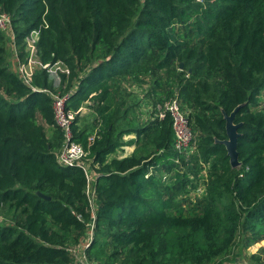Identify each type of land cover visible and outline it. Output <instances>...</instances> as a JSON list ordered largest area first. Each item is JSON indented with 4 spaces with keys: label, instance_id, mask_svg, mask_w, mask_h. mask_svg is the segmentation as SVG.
I'll return each instance as SVG.
<instances>
[{
    "label": "trees",
    "instance_id": "obj_1",
    "mask_svg": "<svg viewBox=\"0 0 264 264\" xmlns=\"http://www.w3.org/2000/svg\"><path fill=\"white\" fill-rule=\"evenodd\" d=\"M0 9L20 60L38 33L41 63L25 83L0 29V264H76V249L99 264H261L247 249L264 238V0H0ZM57 61L69 68L56 87L67 107L92 111L89 122L75 113L72 139L94 172L93 211L83 170L57 161L63 133L43 91L55 90L46 65ZM174 96L194 133L183 151L170 115H156ZM233 111L236 167L221 142ZM128 133L134 150L110 156Z\"/></svg>",
    "mask_w": 264,
    "mask_h": 264
},
{
    "label": "built area",
    "instance_id": "obj_2",
    "mask_svg": "<svg viewBox=\"0 0 264 264\" xmlns=\"http://www.w3.org/2000/svg\"><path fill=\"white\" fill-rule=\"evenodd\" d=\"M0 29L4 31L6 36L9 38L11 44L16 70L20 78L27 84L31 83L32 75L37 66L41 63L38 60L37 55V32H31L27 40L28 42V54L25 59L22 61L19 58L17 46L15 43V33L11 23V17L8 13L3 12L0 9ZM26 37V38H27ZM57 63L63 65V69H52L53 66ZM47 72L49 75V80L53 82L55 90L51 91L49 89H43V91L49 92L52 97V107H53V118L54 124L62 131L63 133V143L61 148L57 153L58 163L66 166H79L87 179V184L85 187V193L89 200V204L94 210V190L92 189V180L94 179V172L90 166V159L86 156V151L79 143L75 142L72 137V123L75 116V113L82 112L83 108L86 106H81L78 110L73 111L67 107L68 93H63L60 91L59 86L60 81V72H68L69 68L62 62H55L51 65L47 64ZM91 103V102H87ZM156 115L159 118L165 117L168 113L171 117V126L174 132V146L178 151L186 150L194 138V133L191 129L189 123V117L187 110L181 108L180 101L177 96L171 97L161 104L156 106ZM92 139V137H91ZM87 243L85 244V246ZM75 253L76 264H99L98 262L89 261L84 253V251L79 252L78 249L73 250Z\"/></svg>",
    "mask_w": 264,
    "mask_h": 264
},
{
    "label": "rangeland",
    "instance_id": "obj_3",
    "mask_svg": "<svg viewBox=\"0 0 264 264\" xmlns=\"http://www.w3.org/2000/svg\"><path fill=\"white\" fill-rule=\"evenodd\" d=\"M29 39H30L29 37H27V38L25 39V41H26V47H25V51H26V53H25V55L28 54V52H29V50H28V42H27V40H29ZM5 46H6L7 50H8V52H9L8 54L10 55V60H9L10 68H11L12 70L17 71V70H16V64H15L16 61H15V59H14L13 50H12L11 44H10V42H9V38H8V36H5ZM52 69H56V70H58V69H63V65L60 64V63H57V64H55V65L53 66ZM149 86H150V83H149V82H147L146 84H144V87H143V85H140V86H139V85H137V84L127 85V87H128V91H129V92H131V91H135V88L143 89L144 91H147V89H148ZM141 93H142V92H141ZM131 97H132V96H131ZM131 97L128 96V98H131ZM135 97L137 98V96H135ZM145 97H147V96H145ZM137 99H138V98H137ZM165 100H167V99H165ZM140 109H141V108H140ZM141 111H142V109H141ZM142 112H143V111H142ZM90 113H92L90 107L85 106V107L83 108V111H82L81 116H80L79 119L85 120L86 117H87L86 119H88V116H89ZM144 113H145V112H144ZM144 113H141L142 118L144 117V115H147L146 113H145V114H144ZM144 118H146V116H145ZM39 121H40V123H42V124L45 126L46 129H48L47 126L43 123V121H42L41 119H39ZM87 122H89V120H87ZM87 126L89 127V129H91V131L89 132L90 135H93V134L95 133L96 129H92V127H91L89 124H87ZM47 132H50V130H47ZM125 138L127 139V137H124V136H123V140H124ZM119 154H120V153H119ZM91 185H92V183H91ZM5 221H6L5 216H2V215L0 214V222H5ZM262 247H264V238H263L262 240H260L259 242H257V243H255V244H252L251 246H249L248 249H247V252H248V254L251 252V254L254 253L256 256L261 257V264H264V253H263L262 250H261Z\"/></svg>",
    "mask_w": 264,
    "mask_h": 264
},
{
    "label": "water",
    "instance_id": "obj_4",
    "mask_svg": "<svg viewBox=\"0 0 264 264\" xmlns=\"http://www.w3.org/2000/svg\"><path fill=\"white\" fill-rule=\"evenodd\" d=\"M180 67H182V63H180ZM234 117V111L230 113L229 115L224 114L225 118V131H226V138L221 140V142L224 144L227 154L229 156V162L232 167H236L239 165L238 160V152L236 149L237 144V124L233 122ZM37 194L41 197L49 199L48 196L43 195L41 192H37Z\"/></svg>",
    "mask_w": 264,
    "mask_h": 264
},
{
    "label": "crops",
    "instance_id": "obj_5",
    "mask_svg": "<svg viewBox=\"0 0 264 264\" xmlns=\"http://www.w3.org/2000/svg\"><path fill=\"white\" fill-rule=\"evenodd\" d=\"M38 36V33H37ZM87 118V117H86ZM85 120H92V113L89 114L88 119ZM124 137H127V139L125 138V144H123L119 149H117L114 153L110 154V156H117V157H123L126 156L128 154H130L135 146H136V136L134 133H128V134H124ZM120 153V154H119ZM251 254V252L249 253Z\"/></svg>",
    "mask_w": 264,
    "mask_h": 264
}]
</instances>
